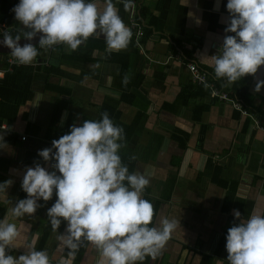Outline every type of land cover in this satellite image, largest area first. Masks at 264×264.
Returning <instances> with one entry per match:
<instances>
[{
    "label": "crops",
    "instance_id": "1",
    "mask_svg": "<svg viewBox=\"0 0 264 264\" xmlns=\"http://www.w3.org/2000/svg\"><path fill=\"white\" fill-rule=\"evenodd\" d=\"M90 2L103 10V0ZM133 2L135 7L125 11L122 0H113L134 37L125 50L109 54L104 37L92 36L73 52L63 44L50 53L37 48L32 64L10 71L9 54H0L3 78L15 67L40 71L33 97L13 121H0L8 126L0 129V176L12 181L0 192L3 219L27 196L21 187L27 168L39 163L54 171L55 161H43L38 152L52 147L73 124L99 120L107 112L115 125L134 130L119 153L123 162L126 155L136 157L134 172L149 174L143 198L154 205L150 226L163 219L177 222L162 254L142 264H228L226 236L238 223L233 210L244 219L264 214V132L253 121L258 117L264 125V88L255 91L257 81L264 80V66L231 84L215 78L211 56L219 53L225 35H234L224 31L229 23L227 0H183L184 7L182 0ZM3 7L0 0V30L4 25L10 34L24 31L20 23L2 21L9 16ZM135 22L142 33L133 29ZM190 62L210 74L206 83L192 81ZM126 75L129 82L124 85ZM214 90L227 92L248 115L219 99ZM56 199L54 190L51 200L38 202L42 207L33 216H8L20 232L17 242L35 240L36 250L50 258L58 255V235L66 228V223L57 232L50 227L47 209ZM24 252L6 249L7 255ZM95 256L90 245L82 246L75 264H93Z\"/></svg>",
    "mask_w": 264,
    "mask_h": 264
},
{
    "label": "clouds",
    "instance_id": "2",
    "mask_svg": "<svg viewBox=\"0 0 264 264\" xmlns=\"http://www.w3.org/2000/svg\"><path fill=\"white\" fill-rule=\"evenodd\" d=\"M122 2L125 11L135 7L133 0ZM103 3L101 11L97 3L86 0H20L12 11L24 31L15 36L4 32L3 44L11 49L13 62L22 66L32 64L39 52L32 44L21 47L18 42L22 36L32 40L38 33L43 34L41 49L63 44L73 52L89 37L102 35L109 54L125 50L133 33L113 0ZM181 6L187 4L182 0ZM226 9L229 23L224 31L234 35H225L211 60L215 78L231 84L254 76L264 66V0H227ZM128 82L126 75L122 83ZM261 88L264 80L257 81L255 91ZM124 139V129L104 112L99 120L73 124L68 134L52 141V147L38 152L43 161H55L51 164L54 171L39 163L27 168L21 183L26 198L19 199L0 219V264H53L54 260L55 264H75L81 247L89 245L96 253L93 264H142L162 254L177 222L163 219L150 226L154 205L143 198L149 174L129 172L119 155ZM11 184V180L0 183V192ZM54 190L57 199L47 209L48 221L54 232L62 223L66 228L58 235V255L50 258L46 251L36 250L35 240L18 243L20 232L8 216H33L42 207L38 202L51 200ZM233 211L238 223L226 236L228 264H264V214L253 213L244 219L239 210ZM20 248L25 252L19 256L6 254V249Z\"/></svg>",
    "mask_w": 264,
    "mask_h": 264
},
{
    "label": "trees",
    "instance_id": "3",
    "mask_svg": "<svg viewBox=\"0 0 264 264\" xmlns=\"http://www.w3.org/2000/svg\"><path fill=\"white\" fill-rule=\"evenodd\" d=\"M90 1L91 0H86V2H90ZM2 2L4 4V7H7L8 15H9L5 19L3 18L2 21L8 23L9 25H12V23L14 24L17 23L18 25L19 22L15 19V13L12 11V9L20 2V0H14L13 2H10L9 0H2ZM142 10L143 9L140 10L141 16L143 14ZM3 14H4V10L2 14L0 10V16H2ZM1 23L2 22L0 21V25ZM18 33L19 32L12 33V35L15 36ZM133 42H134V37L131 44H133ZM37 48H39V45ZM46 70L49 72V69ZM39 72L40 71L35 72L33 67H30V69L26 67H15L11 72H7L5 77L0 80V121H6L7 123L13 121L18 114L19 108L33 97L35 93L33 90V85L34 83H36V80L39 78V76H37V74H40ZM26 80L28 81L26 82ZM135 123H137V121ZM123 129H124L125 139L122 142L125 145L130 141L134 133V130H128L126 126H123ZM119 155L123 158L122 153H119ZM130 158L131 157L128 158L126 155V161L125 162L122 161V162L128 166L129 172L133 173L136 161ZM4 181L6 180L0 176V183H3ZM26 195L27 194L24 193V197ZM4 212H5L4 209L0 208V219H3ZM203 264H207V263L204 262Z\"/></svg>",
    "mask_w": 264,
    "mask_h": 264
},
{
    "label": "built area",
    "instance_id": "4",
    "mask_svg": "<svg viewBox=\"0 0 264 264\" xmlns=\"http://www.w3.org/2000/svg\"><path fill=\"white\" fill-rule=\"evenodd\" d=\"M133 29L137 30L136 32L137 33H142L141 32V27L139 26V23L135 22L133 25H132ZM140 29V31H139ZM9 32L11 33L12 31L9 29V28H6L4 25L1 27V30L0 32L1 33H4V32ZM14 31V30H13ZM140 35V34H139ZM60 45H56L53 47V49L55 47H58ZM52 50V49H51ZM7 62H8V66H9V69L8 71H10L12 69V67L14 66H21V65H17L15 62H13V59L11 57V55H8L7 56ZM187 67H188V70L190 71L191 73V79L193 82L195 83H198V84H204L207 82L208 80V77H209V73L203 69H201L197 64L193 63V62H190L187 64ZM7 71V72H8ZM6 73V72H5ZM4 76V72H2L0 70V79L3 78ZM214 95H216L217 97H219V99L223 100V101H228V102H232L234 104V106L237 108V110H241L242 113L244 115H248V113L243 110L240 105L234 101H232L230 98H229V94L226 92H218L217 90H214ZM258 118V117H257ZM257 118H253V121H254V124H255V127L259 130H261L262 132H264V125L261 123V120L260 119H257ZM0 129L2 130H7L8 129V126L6 123H1L0 124ZM22 140L25 141L26 140V137H22ZM263 181H264V178H263Z\"/></svg>",
    "mask_w": 264,
    "mask_h": 264
},
{
    "label": "water",
    "instance_id": "5",
    "mask_svg": "<svg viewBox=\"0 0 264 264\" xmlns=\"http://www.w3.org/2000/svg\"><path fill=\"white\" fill-rule=\"evenodd\" d=\"M42 33H38L36 37H34L32 40H28L26 38H22L18 43L19 46L23 47L26 44H32L33 46H37L39 44L40 37L42 36ZM4 37L0 36V54H9L11 55V49L7 48L3 44Z\"/></svg>",
    "mask_w": 264,
    "mask_h": 264
},
{
    "label": "rangeland",
    "instance_id": "6",
    "mask_svg": "<svg viewBox=\"0 0 264 264\" xmlns=\"http://www.w3.org/2000/svg\"><path fill=\"white\" fill-rule=\"evenodd\" d=\"M47 50H48V52H49V53L51 52V49H47ZM48 52H47V51H45V52H44V54H45V53H48Z\"/></svg>",
    "mask_w": 264,
    "mask_h": 264
}]
</instances>
